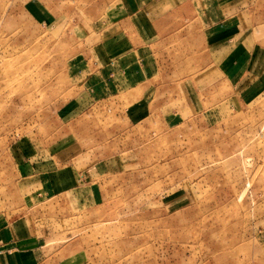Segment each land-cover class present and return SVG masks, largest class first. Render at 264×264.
<instances>
[{
	"label": "rangeland",
	"instance_id": "374dc122",
	"mask_svg": "<svg viewBox=\"0 0 264 264\" xmlns=\"http://www.w3.org/2000/svg\"><path fill=\"white\" fill-rule=\"evenodd\" d=\"M230 1L264 44V0ZM121 2L0 0V218H24L34 158L58 193L29 214L94 264H264V86L237 105L186 66L137 122L124 95L91 100L71 76Z\"/></svg>",
	"mask_w": 264,
	"mask_h": 264
},
{
	"label": "crops",
	"instance_id": "0c3cea01",
	"mask_svg": "<svg viewBox=\"0 0 264 264\" xmlns=\"http://www.w3.org/2000/svg\"><path fill=\"white\" fill-rule=\"evenodd\" d=\"M234 8L230 0H122L111 20L90 39V57L77 65L71 78L93 101L124 95L130 102L128 116L135 122L151 112L155 81H177L174 76L186 66L202 67L204 75L198 76L207 78L210 86L219 73L238 105L254 87L264 86V44H252L245 33L239 34ZM188 97L186 91L181 98ZM33 159L19 160L27 184L24 218H0V264H94L87 252L75 251L74 242L64 244L60 222H38L41 218L29 214L58 193L57 178L43 173L41 165L36 168Z\"/></svg>",
	"mask_w": 264,
	"mask_h": 264
}]
</instances>
